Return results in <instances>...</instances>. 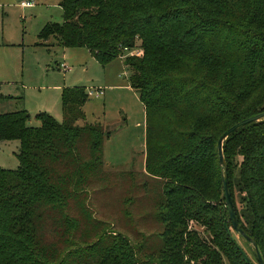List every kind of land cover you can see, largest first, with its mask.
I'll use <instances>...</instances> for the list:
<instances>
[{"label": "trees", "instance_id": "obj_1", "mask_svg": "<svg viewBox=\"0 0 264 264\" xmlns=\"http://www.w3.org/2000/svg\"><path fill=\"white\" fill-rule=\"evenodd\" d=\"M59 6L62 22L43 27L40 40L55 36L102 66L139 42V55L124 62L145 113V173L162 184L155 210L160 246L141 256L143 246L107 230L84 246L71 239L78 223L70 222L69 203L83 198L100 170L110 133L76 125L85 119L88 95L67 88L61 123L39 113L32 126L25 110L0 115V141L19 143L18 168L0 169V264H253L233 236L250 245L232 229L217 142L264 112V0H61ZM222 151L239 226L264 259V119L231 134Z\"/></svg>", "mask_w": 264, "mask_h": 264}, {"label": "rangeland", "instance_id": "obj_2", "mask_svg": "<svg viewBox=\"0 0 264 264\" xmlns=\"http://www.w3.org/2000/svg\"><path fill=\"white\" fill-rule=\"evenodd\" d=\"M22 1L0 0V115L24 109L32 126L39 125L34 118L39 113L61 123L64 89H102V96L88 97L82 107L85 119L76 123L99 125L110 137L103 143L102 166L85 185L83 198L69 203L70 222L78 223L71 239L84 246L107 230L143 246L141 256L155 252L162 231L155 218L162 184L145 173V113L137 92L130 88L129 69L117 59L102 66L86 49L65 48L55 36L40 40L43 27L62 22L61 0H31V8H21ZM137 47L123 51L121 60L139 53ZM18 153V141H0V169L15 171ZM85 217L92 226L83 222ZM233 236L257 264L252 247ZM52 239L53 233L46 229V241ZM63 249L65 244L59 243Z\"/></svg>", "mask_w": 264, "mask_h": 264}, {"label": "water", "instance_id": "obj_3", "mask_svg": "<svg viewBox=\"0 0 264 264\" xmlns=\"http://www.w3.org/2000/svg\"><path fill=\"white\" fill-rule=\"evenodd\" d=\"M124 64H126V63H124ZM263 119H264V112L254 116V117H250V118H247L245 120H242V121L236 123L235 125H233L232 127H230L227 131H225L220 136V138L218 139V142H217L218 160H219V165H220L221 171H222V186H223V192H224L225 205H226V208L228 210V215H229V219H230L231 224H232V229L235 233L244 237L246 239V241H248L250 243V245L252 246V248L255 251L258 264H264V259L261 255V253L259 252L257 244L251 238H249L247 235H245L244 231L239 226L238 218L236 216L235 209H234V202H233V199L231 197L229 181H228L227 164H226L224 157H223L222 146H223L224 141L231 134H233L234 132H236L240 128H242V127H244L250 123L259 122ZM244 257H245L246 261H249L248 257L245 254H244Z\"/></svg>", "mask_w": 264, "mask_h": 264}, {"label": "built area", "instance_id": "obj_4", "mask_svg": "<svg viewBox=\"0 0 264 264\" xmlns=\"http://www.w3.org/2000/svg\"><path fill=\"white\" fill-rule=\"evenodd\" d=\"M22 7H30L32 6L31 3L28 2H22L20 4ZM125 52H127V50H124ZM135 55H139V53H135ZM62 68L66 69L65 66H62ZM88 97L95 95L96 97L102 96L103 95V91L102 89H97L96 91H91L90 89L88 91H86Z\"/></svg>", "mask_w": 264, "mask_h": 264}, {"label": "crops", "instance_id": "obj_5", "mask_svg": "<svg viewBox=\"0 0 264 264\" xmlns=\"http://www.w3.org/2000/svg\"><path fill=\"white\" fill-rule=\"evenodd\" d=\"M22 2H28V3H31V5L33 6V4H32V2H31V0H25V1H22ZM21 2V3H22ZM32 6H30V7H22L21 5H20V7L21 8H31ZM60 7V6H59ZM5 45H6V43H5ZM117 60H120L122 63H123V65L126 67V64H124L125 62L123 61V60H121V59H117ZM131 88V87H130ZM132 89V88H131ZM87 90V89H86ZM21 110H24V109H21ZM17 111H19V110H17ZM144 150H145V143H144ZM142 153H144V151L142 152ZM145 160V159H144Z\"/></svg>", "mask_w": 264, "mask_h": 264}]
</instances>
